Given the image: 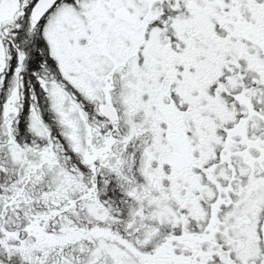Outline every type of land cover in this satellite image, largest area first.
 <instances>
[{
	"label": "snow or ice",
	"instance_id": "1",
	"mask_svg": "<svg viewBox=\"0 0 264 264\" xmlns=\"http://www.w3.org/2000/svg\"><path fill=\"white\" fill-rule=\"evenodd\" d=\"M0 264H264V0H0Z\"/></svg>",
	"mask_w": 264,
	"mask_h": 264
}]
</instances>
